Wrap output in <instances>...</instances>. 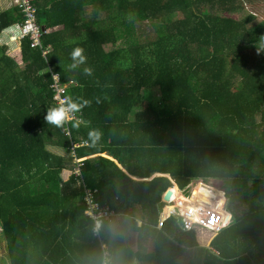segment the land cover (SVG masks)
<instances>
[{
	"label": "trees",
	"instance_id": "16d2710c",
	"mask_svg": "<svg viewBox=\"0 0 264 264\" xmlns=\"http://www.w3.org/2000/svg\"><path fill=\"white\" fill-rule=\"evenodd\" d=\"M244 2L30 0L40 47L20 37L17 6L0 10V239L8 264H264V20L224 14ZM15 44L21 63L6 53ZM75 47L85 61L70 67ZM51 70L69 83L62 94L81 122L45 121L54 107ZM209 179L227 184L231 216L216 233L203 229L212 236L199 248L196 230L181 220L202 208L175 214L162 196L212 206L208 196L220 197ZM89 190L99 207L129 219L137 249L129 228L113 220L94 229ZM238 192L249 203L239 217ZM143 204L150 221L136 225L132 211Z\"/></svg>",
	"mask_w": 264,
	"mask_h": 264
},
{
	"label": "built area",
	"instance_id": "2783aa9c",
	"mask_svg": "<svg viewBox=\"0 0 264 264\" xmlns=\"http://www.w3.org/2000/svg\"><path fill=\"white\" fill-rule=\"evenodd\" d=\"M15 1L22 8V11L26 15V19L21 29V36L29 35V38L31 39V45L39 44L40 30L38 25L34 22L33 6L29 2V0H15ZM52 78H53L52 87L56 91L55 97H59V93L62 92L63 90L62 88L59 87L57 75H52ZM169 199L165 200L162 198L164 206L169 205L171 212L175 214H184L185 216L191 214V212L195 208H202L203 214L197 219L182 218L181 222L184 229L194 228L196 230L197 229H200L201 231L208 230L209 232L216 233L220 231L228 223L230 214L225 215L223 211L218 212L210 206H201L199 204L192 203L191 198L180 199L179 205L175 207L174 201L176 198H171L170 200ZM89 207L92 208L90 202H89ZM205 208H209V210L208 209L205 210ZM103 209L106 210L107 208H103ZM93 227L96 230L98 228V222H95V225Z\"/></svg>",
	"mask_w": 264,
	"mask_h": 264
},
{
	"label": "rangeland",
	"instance_id": "374dc122",
	"mask_svg": "<svg viewBox=\"0 0 264 264\" xmlns=\"http://www.w3.org/2000/svg\"><path fill=\"white\" fill-rule=\"evenodd\" d=\"M9 2H10V5H11V1L10 0H9ZM256 3L259 4L260 7L256 8V7H252V5H251V7H250V5H246V7H245L246 8V11L251 10V11H253V13H256L257 16L261 17L262 20H264V1H262L261 3L258 1ZM232 16L234 18H236V19H240V18H242L244 16V13L242 14V12H240V13L239 12H236V13H232ZM3 38H4V36L3 35H0V39H1L0 40V44L2 42L3 43L6 42V41H4ZM16 48H17V44H15L13 47H9L8 50H6V53L7 54H10L15 59V61H18L19 63H21L20 56H19V53L16 52ZM55 149H59L61 151V154L64 155V153H63L64 150L63 149H60V148H55ZM71 161L74 163V161H76V158H72V160H70V162ZM207 182H209V184L208 183H205L206 185H209V186L215 185L216 186V189H218V192H219V194H218L217 197H220V200L217 202V201H215L216 198H214L213 196H208V200H209L208 202L212 204V206H210V207H212L214 210H216L218 212H222L223 211L225 215H227V214L228 215L229 214L231 215V211L227 208L228 207V204H229V199H228L229 197L226 194L227 184L224 183V181L221 180V179H218V180L209 179ZM202 188H203V190L204 189H210V188H206V186H203ZM190 190H188V191H190ZM234 190L236 191V189H234ZM236 195H238V196H235V199H234L232 205L234 207V213H235V215H237L239 217L240 215H242L244 213V211H247L248 210L249 203H246L244 197H242V195H241V192L236 193ZM173 198H175V197H173ZM190 198L192 200V203L199 204L201 206H209L208 203L206 204L205 202L200 201V200H197L194 197L192 198V196ZM179 203H180V199H175L174 206L177 207L179 205ZM164 210L171 212L169 205H166L164 207ZM228 222H230V217L228 219ZM113 223H115V225L117 227H119V228L122 227L123 229H125V228L128 229L130 227V221H129L128 218H125V216H120L119 218L116 219V221L113 220ZM147 223H149V221ZM125 233L128 234L127 235V237H128V243L133 248H137L138 245L136 243L137 242L136 233L131 228H129V231L128 232H125ZM211 236L208 235V239L211 238ZM1 259H3V262H1ZM0 264H8V261L6 259L5 254H4V249H3V244L1 242V239H0Z\"/></svg>",
	"mask_w": 264,
	"mask_h": 264
},
{
	"label": "bare ground",
	"instance_id": "6f19581e",
	"mask_svg": "<svg viewBox=\"0 0 264 264\" xmlns=\"http://www.w3.org/2000/svg\"><path fill=\"white\" fill-rule=\"evenodd\" d=\"M10 1H11L10 6H17L19 8V11L22 13V16H23V21L20 24V37L21 38L27 37L31 41V39L29 38V35L21 36V29H22V25L26 19V15L24 14V12L22 11V8L18 5V3L15 0H10ZM29 2H30V0H29ZM33 15H34V22L36 23L35 12H33ZM38 27L40 30V35H42L43 28L40 27L39 25H38ZM34 46L40 47V44H37ZM45 52H46L45 50H42V54H44ZM50 74H51V82L49 83V88L52 92V96H51L52 105L54 107L64 106L66 108V118L63 120L64 123H68L69 120H71L72 118H74L75 121L81 122L80 116L77 115L79 113L78 111L75 112V110L67 109V104H68L67 96H65L64 94H62V92H60L59 97H55L56 91L52 87V82H53L52 75H57V74L52 70L50 71ZM57 77H58V75H57ZM58 83H59V87L62 88V90L66 89L68 87V84H69V83H61L59 80H58ZM63 130L65 131V133H67V125L63 128ZM76 145H77V143H73L69 149L70 160H72V158H75L73 155V147ZM71 163L73 165L75 164L73 166V171L75 174H78L79 173L78 160L76 159V161H74V163L71 161ZM84 202H85V205L87 206L85 208V212H89V202L92 205V208L90 207V213L92 214V217L95 218L96 222H100L101 219L113 220V218L116 216V212L112 208H110L109 206L106 210L99 207L97 201H93L92 192L90 190L85 192Z\"/></svg>",
	"mask_w": 264,
	"mask_h": 264
},
{
	"label": "crops",
	"instance_id": "0c3cea01",
	"mask_svg": "<svg viewBox=\"0 0 264 264\" xmlns=\"http://www.w3.org/2000/svg\"><path fill=\"white\" fill-rule=\"evenodd\" d=\"M262 2V1H264V0H245V2H244V4H245V6H243L242 7V9H240V10H235V11H232V12H230V11H225L224 12V14L225 15H227V16H231V18H234L233 16H232V13H236V12H242V14L244 13H248L249 11L250 12H252L253 13V11H251V10H248V11H246V5H250V7H251V5H252V7H256V8H258V7H260V5L259 4H257L256 2ZM8 7H10V2H9V0H0V10H3V9H6V8H8ZM255 15H256V13H254ZM261 18V17H260ZM234 19H236V18H234ZM4 40H6L5 38H3ZM1 40V39H0ZM64 153V152H63ZM65 154V153H64ZM107 155V154H106ZM108 156V155H107ZM109 157V156H108ZM112 156H110V158H111ZM111 160H113L114 162H115V159L112 157L111 158ZM116 163V162H115ZM117 164H118V162H117ZM119 165V164H118ZM169 179V182H170V187L169 188H171V189H173V190H175L176 188L178 189L179 187L177 186V184L171 179V178H168ZM180 189V188H179ZM158 203H159V205H160V203L161 202H159L158 201ZM161 206H162V204H161ZM113 209V208H112ZM114 210V209H113ZM115 211V210H114ZM132 213H133V217L135 218V220H136V224L137 225H140L141 223H147L148 221H150L149 219H150V213H149V205L148 204H143V205H140L139 207H138V209H136V210H133L132 211ZM121 216V214L120 213H117L116 212V216L113 218V220H115L116 221V219L117 218H119ZM128 217V216H127ZM129 217H131V216H129ZM126 218V217H125ZM111 225L114 227V228H119V227H117L116 225H115V223H113V221H112V223H111ZM197 233H196V241H197V243H198V245H199V248L200 247H207L208 246V244H209V241H210V238L208 239V235H207V233H204L203 231H200V230H198V231H196ZM137 243V245L139 244L138 243V241L136 242ZM206 243V244H205ZM132 247V246H131ZM139 247V246H138ZM133 248V247H132ZM133 249H137V248H133ZM190 252H191V250H190ZM194 256V251L192 250V252L191 253H188V257L190 258V260L192 261V260H198L199 259V257H196L197 256V253H195V256Z\"/></svg>",
	"mask_w": 264,
	"mask_h": 264
},
{
	"label": "clouds",
	"instance_id": "9594fccd",
	"mask_svg": "<svg viewBox=\"0 0 264 264\" xmlns=\"http://www.w3.org/2000/svg\"><path fill=\"white\" fill-rule=\"evenodd\" d=\"M82 53H83V49L80 47H75L72 49L70 55H71L74 63L72 65H70V67H75L77 64H82L85 61V56ZM84 72L87 74H90L91 69L85 67ZM77 107H78V105L75 103H72V102H69L67 104V109L75 110V109H77ZM65 118H66V108L64 106L48 108L46 110V114L44 116V119L47 123H50V124H53L56 126H60ZM89 135L91 136V135H93V133L90 132ZM157 174H159V173H157ZM187 230H189V229H187ZM198 230H200V229H197L196 231H198Z\"/></svg>",
	"mask_w": 264,
	"mask_h": 264
},
{
	"label": "water",
	"instance_id": "95a60500",
	"mask_svg": "<svg viewBox=\"0 0 264 264\" xmlns=\"http://www.w3.org/2000/svg\"><path fill=\"white\" fill-rule=\"evenodd\" d=\"M170 198V191H167L164 195H163V199L168 200Z\"/></svg>",
	"mask_w": 264,
	"mask_h": 264
}]
</instances>
